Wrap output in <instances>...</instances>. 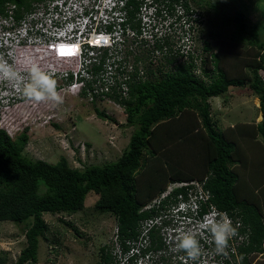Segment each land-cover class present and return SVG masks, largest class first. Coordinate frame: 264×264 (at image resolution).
Masks as SVG:
<instances>
[{
  "label": "trees",
  "instance_id": "1",
  "mask_svg": "<svg viewBox=\"0 0 264 264\" xmlns=\"http://www.w3.org/2000/svg\"><path fill=\"white\" fill-rule=\"evenodd\" d=\"M31 1L0 0V7L6 3L29 5ZM225 1L227 6H235L230 0ZM192 2L201 7L199 0ZM211 8L217 11L215 5ZM223 15L234 25L231 41L259 50V64L252 68L251 75L248 72L227 75L207 42L204 52L211 53L214 71L210 84L194 76L197 67L194 57L190 56L177 72L135 86L124 105L127 125L136 130L130 138L129 149L118 161L90 166L84 171L72 169L65 158L55 165L33 161L23 156L28 144L27 134L13 141L6 132L0 131V222L26 226V247L15 264H39L40 241L48 231L43 215H74L85 208L91 192L100 196L96 208L116 218L120 242L137 237L140 222L155 214L141 212L145 205L170 183L199 177L196 171L187 175L186 171L177 172L170 167L172 174L167 178L173 161L166 164L164 158L169 159L170 150L164 151V148L174 141L184 144L189 138L193 141L198 138V142L205 145L207 188L213 195L212 203L233 222L237 218L242 222L239 233L247 237L243 243H248L239 248L241 264H249L247 254L263 253L264 168L260 165L264 166V161L253 170L259 169L256 177L249 176L246 181H240L232 168L237 163L243 170L248 168L238 141L249 144L250 150L260 151L264 156V78L261 74L264 72V25L250 26L246 15L239 10L231 19L226 13ZM206 64L202 62L205 78L211 77ZM231 88L240 89L244 95H255L262 115L258 123H239L226 128L236 132L235 126L242 127L238 141L236 137L229 138L225 131H219L211 114L210 99L224 97ZM96 112L98 118H106L103 112L97 109ZM250 129L252 133H248ZM164 163L168 167H164ZM182 192L184 189L176 191L177 194ZM108 249V246L101 249L99 264L115 261ZM234 257L232 255L234 264H238ZM225 264L230 262L226 260Z\"/></svg>",
  "mask_w": 264,
  "mask_h": 264
},
{
  "label": "built area",
  "instance_id": "2",
  "mask_svg": "<svg viewBox=\"0 0 264 264\" xmlns=\"http://www.w3.org/2000/svg\"><path fill=\"white\" fill-rule=\"evenodd\" d=\"M204 20L192 0L4 4L0 7V60L22 80L17 87L14 81L0 79V131L12 137L9 109L33 104L34 99L23 94L33 66L55 80L59 96L69 94L100 112H104L100 105L107 104L124 110L135 86L177 72L194 55ZM60 44H78L79 49L74 55H61ZM207 181L208 177L170 183L142 208L141 212L155 214L140 222L137 237L122 243L116 227L112 264H225L233 241L245 242L247 237L239 233L243 228L239 218L233 222L212 203ZM183 189L184 193H176ZM213 212L226 213L235 229L223 252L216 251L207 230L198 229V223ZM189 230L196 232L199 241L200 255L195 260L175 246L178 233Z\"/></svg>",
  "mask_w": 264,
  "mask_h": 264
},
{
  "label": "rangeland",
  "instance_id": "3",
  "mask_svg": "<svg viewBox=\"0 0 264 264\" xmlns=\"http://www.w3.org/2000/svg\"><path fill=\"white\" fill-rule=\"evenodd\" d=\"M199 1L201 7H195L205 20L196 37L192 55L197 67L194 76L205 84H210L214 77L211 53L204 52L207 42L211 45V52L221 60L220 66L227 75L236 76L238 72H248L251 75L252 68L259 64L261 52L254 47H247L246 44L232 42L230 37L234 25L232 21L226 20L223 14L226 13L231 19L237 10L243 11L250 26L264 25V0H230L235 9L227 6L229 4L225 0ZM213 5L217 11L211 8ZM202 62L207 63L206 68L211 77L203 76ZM261 74L264 78V72ZM75 99L66 94L60 96L59 102L46 98L9 109L7 114L12 125L9 128L8 125L5 126L15 131L11 139L17 140L23 133L28 136L23 156L51 165L65 158L72 169L79 171H84L90 166H105L121 158L129 149L130 138L136 130V127L127 125L125 108L123 110L113 104L100 105L99 109L106 115V118L102 119L97 117L96 106ZM210 104L216 128L225 131L229 138L236 137L237 141L243 131L242 127H236V124H254L262 120L259 99L255 95H244L238 88H231L224 97L210 99ZM234 125L236 132L226 129ZM252 132V129L248 130V133ZM198 140L189 138L184 144L174 141L164 148V151L170 150L169 159L164 158L166 164L169 160L173 161H170L171 165L168 164V172L170 167H173L174 171H186L187 175H193L196 171L200 176L196 178L209 175L205 167V145ZM237 143L248 162V168L243 170L237 163L232 170L240 181H246L249 176L256 177L259 169L256 172L253 170L264 161V156L260 151L250 150L249 144H243L241 141ZM70 145L78 149L72 151ZM160 150L162 151V148ZM166 164L163 166L168 167ZM171 174L172 172H169L167 178ZM44 191L41 189V192ZM99 198L98 194L91 192L85 208L74 215H43L48 231L40 241L39 264H99L103 247L108 246L109 252H114L117 220L113 215L96 208ZM233 242L231 255L227 256V260L234 264L233 254L236 262L241 264L239 248L248 242L243 243V239ZM25 247L26 226L0 222V264H15ZM247 257L249 264H264V251L247 254Z\"/></svg>",
  "mask_w": 264,
  "mask_h": 264
},
{
  "label": "clouds",
  "instance_id": "4",
  "mask_svg": "<svg viewBox=\"0 0 264 264\" xmlns=\"http://www.w3.org/2000/svg\"><path fill=\"white\" fill-rule=\"evenodd\" d=\"M0 79L14 81L18 87L22 77L14 72L6 62L0 60ZM23 94L36 101H42L46 98L57 102L60 101V96L56 92L55 80L51 79L35 66L31 69V81L24 86ZM217 216L220 218L216 219ZM198 229L207 230L217 252H223L228 246L230 238L236 234L235 229L232 227V221L228 218L226 213L213 212L205 216L204 219L198 223ZM175 246L177 251L186 252L188 257L193 260L200 255L199 241L196 239V232L194 231H180L176 236Z\"/></svg>",
  "mask_w": 264,
  "mask_h": 264
},
{
  "label": "snow or ice",
  "instance_id": "5",
  "mask_svg": "<svg viewBox=\"0 0 264 264\" xmlns=\"http://www.w3.org/2000/svg\"><path fill=\"white\" fill-rule=\"evenodd\" d=\"M101 39H104V38L103 37L98 38L95 42L99 43ZM57 48L61 55H64V54L74 55L75 52L78 51L79 45L78 44H69V45L60 44L57 46ZM65 49H67V52L64 51Z\"/></svg>",
  "mask_w": 264,
  "mask_h": 264
},
{
  "label": "crops",
  "instance_id": "6",
  "mask_svg": "<svg viewBox=\"0 0 264 264\" xmlns=\"http://www.w3.org/2000/svg\"><path fill=\"white\" fill-rule=\"evenodd\" d=\"M198 174H199V173H198ZM196 176H198V175H196ZM199 177H200V176H199ZM206 177H207V176H206ZM206 177H205V178H206ZM197 179H204V178H197Z\"/></svg>",
  "mask_w": 264,
  "mask_h": 264
}]
</instances>
